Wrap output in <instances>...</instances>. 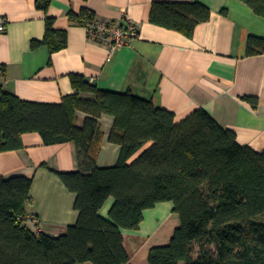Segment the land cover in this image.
Wrapping results in <instances>:
<instances>
[{
  "label": "trees",
  "instance_id": "1",
  "mask_svg": "<svg viewBox=\"0 0 264 264\" xmlns=\"http://www.w3.org/2000/svg\"><path fill=\"white\" fill-rule=\"evenodd\" d=\"M51 1L37 5L47 13ZM242 1L264 17V0ZM210 17V8L197 1H155L150 13L154 24L188 37ZM71 18L83 26L97 20L88 8ZM44 42L51 52L68 44L67 32L57 31L51 16ZM260 53L264 38L250 36L246 54ZM70 77L75 93L62 103L24 100L0 86V152L21 148L22 135L37 132L45 144L75 142L80 162V170L58 173L76 193L79 211L59 237L24 223L32 179L0 177V264H127L122 231L138 229L144 211L164 201L174 203L181 223L168 245L150 250V264H264V150L242 145L233 129L204 109L177 121L173 111L129 91L102 90L83 75ZM77 111L88 114L82 126ZM103 114L114 117L109 140L121 147L110 167L97 163ZM110 197L115 201L104 217L100 210Z\"/></svg>",
  "mask_w": 264,
  "mask_h": 264
},
{
  "label": "crops",
  "instance_id": "2",
  "mask_svg": "<svg viewBox=\"0 0 264 264\" xmlns=\"http://www.w3.org/2000/svg\"><path fill=\"white\" fill-rule=\"evenodd\" d=\"M37 1L0 0V21L5 25L0 32V86L5 91L28 101L62 103L75 93L70 75L80 74L99 89L129 91L173 111L177 121L204 109L233 129L242 145L264 150V53L246 54L250 36L264 38V17L244 1L52 0L47 13ZM155 1H197L210 8L211 17L188 37L151 22ZM84 8L103 22L124 25L130 19L137 37L116 48L91 39L86 27L71 18ZM47 16L54 18L57 31L67 32L65 48L51 52L44 42ZM34 41L40 44L33 46ZM80 95L96 98L90 92ZM247 97H256L257 105ZM77 115V125L82 126L88 114ZM99 121L103 137L97 163L114 166L121 152L109 140L114 117L103 114ZM22 143L21 148L0 152V177L31 178L25 225L35 233L64 235L77 222L79 211L76 193L58 173L80 170L78 147L72 141L45 144L37 132L24 133ZM114 201L108 198L102 216L109 217ZM174 209L172 201L160 202L144 211L138 229L122 231L127 264H150V250L170 243L181 223Z\"/></svg>",
  "mask_w": 264,
  "mask_h": 264
},
{
  "label": "built area",
  "instance_id": "3",
  "mask_svg": "<svg viewBox=\"0 0 264 264\" xmlns=\"http://www.w3.org/2000/svg\"><path fill=\"white\" fill-rule=\"evenodd\" d=\"M91 39L105 43L112 48L127 44L137 37L138 29L133 21L126 19L124 25L116 22L94 20L85 25ZM4 20L0 21V32L4 31Z\"/></svg>",
  "mask_w": 264,
  "mask_h": 264
}]
</instances>
